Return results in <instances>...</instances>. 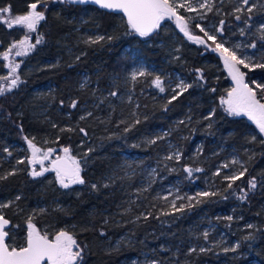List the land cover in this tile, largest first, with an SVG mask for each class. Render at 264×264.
Wrapping results in <instances>:
<instances>
[{"label": "trees", "instance_id": "trees-1", "mask_svg": "<svg viewBox=\"0 0 264 264\" xmlns=\"http://www.w3.org/2000/svg\"><path fill=\"white\" fill-rule=\"evenodd\" d=\"M218 1L212 0L205 17L213 23L222 21L225 36L247 43L248 49L258 53L254 67L241 70L255 87L256 98L264 103V67L260 66L264 65V27L259 30L264 6L257 3L250 10L237 11L233 0ZM32 3L45 15L32 41L43 39L19 59L21 67L12 75L19 78L17 86L0 95V153L7 154L9 160L26 155V151L14 150L25 146V137L38 140L42 146L72 151L84 140L78 156L85 183L59 187L46 175H31L24 157L14 167L11 161H0V199L12 201L2 213L11 221L8 244L23 245L26 223L32 222L48 231V237L59 230L72 235L82 250L76 264H120L146 253H153L158 262L154 264H264V137L244 116H231L222 110L220 97L228 81L220 69V57L206 47L201 51L171 22L165 28L160 26L151 43L144 45L122 15L92 5L66 0H0V8L10 6V15L15 16L26 14ZM91 29L104 39H87ZM171 34L175 51H170ZM24 35L22 27L10 28L0 20L1 84L12 73L3 53ZM127 46L140 48L148 60L170 74L178 73L191 87L182 94L139 96L135 108L132 103H119L113 93L124 87L118 82L129 59L124 52ZM67 47H72L74 54H67ZM28 65L31 70L25 71ZM82 74L88 77L84 85L79 84ZM153 78L152 74L144 77L150 84ZM142 83L138 77L134 88L138 90ZM259 84L262 87L258 89ZM47 85L45 95L37 94ZM107 90L111 96L105 97ZM81 104L87 109H81ZM172 120L183 126L174 135L181 147V165L189 166L191 174L184 169L171 173L145 191L136 189L135 179L132 183L125 178L107 185L102 182L123 152L154 151L157 143L145 148L131 145L137 135L156 127L166 129ZM197 146L200 153L193 160ZM231 149L244 162V175L234 182L214 173L215 164ZM183 173V186L190 190L198 187L205 175L213 177L215 186L208 193L214 195L190 197L175 207L153 199L156 186ZM253 178L255 189L249 184ZM201 216L210 217L236 245L200 248L196 243L200 238H194L191 226Z\"/></svg>", "mask_w": 264, "mask_h": 264}, {"label": "rangeland", "instance_id": "rangeland-1", "mask_svg": "<svg viewBox=\"0 0 264 264\" xmlns=\"http://www.w3.org/2000/svg\"><path fill=\"white\" fill-rule=\"evenodd\" d=\"M54 1V0H52ZM58 1V0H57ZM222 0H219L217 3H220ZM178 2H184L186 4H190L193 8L196 9V11H187L184 8H179L178 12L180 15H183L187 21L188 28L190 32L194 35L200 36L203 39H207L204 35V32L200 31V28L196 27V25H200V27L204 28V30L209 34L216 37L215 41L207 40L206 44L210 46L211 48H215L217 43H222L225 48H228L230 50H233L236 52L237 56L241 59L244 57H250V60H246V63H249V67H254V59L255 56L258 55L257 52H255L252 48L248 49V44L245 43V45L241 42H239L237 39H230L229 37L225 36L222 32L221 23H213L209 19L205 17L206 12H208V8H201L200 4L205 3L209 7L212 5V0H178ZM234 2V9H251L255 4H260L264 6V0H248V3L245 4L244 0H233ZM37 11L39 9L37 8ZM5 19L9 18V14H3ZM3 21V20H2ZM171 22L175 24L174 19H165L161 22V25L163 27H167V23ZM6 26H8L5 23ZM21 27V26H17ZM264 27V22L260 23L259 30ZM25 31V35L22 36L19 40H17L14 43H18L19 41L23 40L25 36H28L30 39V43L35 44L34 41H32V34L34 32H29L27 28L22 27ZM91 34L88 36L87 39H96L101 37L102 35L97 32L95 29H91ZM156 33V32H155ZM151 34L147 37H142L143 44L149 45L151 43V37L154 36V34ZM221 34V37L219 35ZM188 39V38H187ZM189 40V39H188ZM170 51H175L177 49V46L175 44V37L171 34L170 35ZM190 43L194 44L195 46H198L201 51H206L207 49L204 47V44H198L194 41L189 40ZM13 43V44H14ZM239 45V48L236 46ZM69 49V50H68ZM72 47H67L66 53L71 55L74 54L73 51H71ZM17 49L11 47V52L8 55V59L4 58V53L8 52V50L4 51L3 58L6 62V67L11 71L10 64L16 65L18 64L19 67L17 68V71L15 74L8 73L4 80V83L1 84L0 82V89H4V91H9L13 89L14 87L11 86V79L12 75H16L18 73L19 68L21 67V62H19V59L24 56H16ZM32 51V50H31ZM30 51V52H31ZM209 51V50H208ZM124 52H127L129 54V59L127 61V64L125 66V69L123 71V76L121 80H119L118 83L120 85L124 86L122 90L119 93H115V96L117 97V101L119 103H125L129 104L132 103L133 107H137L139 96H145L147 94L153 95V97L157 98L159 96H166L167 94H175L180 91V83L183 82L184 84H187V81L183 77H181L178 73L170 74L168 71L164 70L159 64H156L146 58L141 52L140 48L127 46L125 47ZM210 52V51H209ZM218 52V51H217ZM177 56V54L175 55ZM174 56V57H175ZM221 59V57H220ZM241 72L243 65H238ZM33 68V67H32ZM7 69H5L3 74L7 72ZM220 69H222L226 74V79L228 81V87L224 90V93H222V96L220 97V106L222 110L229 114L225 109L226 105H223L221 103L222 99H227V94L229 91H231L235 86V81L232 80V77L230 76L227 68L225 67L224 63L221 60V66ZM31 70V66H27L25 71ZM140 71H144L145 75L152 74L154 78L152 79L151 84L148 83L144 77L145 75L141 76L138 73ZM133 73H137L136 78L133 79L132 75ZM244 73V72H243ZM245 74V73H244ZM141 77V81H143L142 85L139 87L138 90L134 88V84L137 82V78ZM159 77V79L162 82V87L164 88V91L161 92L154 84L155 79ZM88 81V77L85 74H82L80 79V85L86 84ZM115 81V80H114ZM116 82V81H115ZM114 82V83H115ZM244 82L249 85L254 91L256 90L255 87L251 86V82H249L245 75H244ZM252 83H256V80H253ZM125 85H128L127 87ZM260 85V84H259ZM49 86H44L43 88L37 90V94L45 95L48 91ZM104 91V90H101ZM106 96H111L109 94L108 90L103 94ZM38 107V105L36 106ZM112 107V106H110ZM81 109H87L85 104H81ZM122 109V108H120ZM38 110V108H36ZM135 112L133 109L132 113ZM230 115V114H229ZM234 116V115H231ZM244 116L246 119L250 120L246 115H239ZM253 122L252 120H250ZM179 120H172V124L168 126L166 129L156 127L153 128L152 131H148L145 134L137 135L134 140H132L130 143L131 145H136L140 148H145L147 145H152L150 141H155L153 145L156 147L154 148V151L152 153H129L127 151L123 152L121 154L120 162L116 165H114L108 172L103 176L102 182L107 185L109 183H114L118 179L125 178L128 180L129 183H132L135 179V184H138L137 190L145 191L148 190L151 185L157 180L162 181L163 179L169 178L171 173L178 174L180 173V170L184 169L185 171L190 168L189 166H183L181 165V158H182V152L180 144L175 139V133L176 131L182 130L183 126L179 124ZM256 129L259 131L256 124L253 122ZM260 132V131H259ZM261 133V132H260ZM264 137V133H261ZM32 140V139H28ZM48 139L45 138L44 141H47ZM37 141V142H36ZM32 142L42 150L43 152H47L48 149H53L52 153H55V150H58L56 152L58 157H64L63 148L60 146H41L38 144V140H35ZM84 143V140H82ZM77 144L76 150L72 151L70 150V156L75 158L77 161H79V156L83 149V143ZM43 144H46L43 142ZM195 151L192 154L193 160H196L198 154L200 153L199 146L196 147ZM7 149V147H6ZM15 151H26V155H18L13 160H9V156L5 153H0V161L7 162L11 161V165L14 167L18 161H20L23 157L26 159L28 167H31V169H28L29 173H32L33 168L37 171L41 170V165L36 164L33 165L30 162L31 159V149L28 146L27 140H25V146H17ZM62 150V151H61ZM19 153V152H18ZM177 154L179 155V158L177 159ZM169 157H172L169 159ZM53 160L52 156L50 159L45 160L43 167H45V163L48 161L50 163ZM235 161V162H234ZM80 163V162H79ZM227 165V167H225ZM81 167V166H80ZM184 167V168H183ZM181 168V169H180ZM244 168V162L241 159L240 155H238L233 149L229 150L228 153L224 156V158L219 161L217 164H215L214 167V173H219L225 176H232L235 174H238V172L243 171ZM187 172V171H186ZM188 173V172H187ZM81 174V173H80ZM43 175L47 176V179L50 181H53L57 186L62 187L58 180L56 179V174L54 171H47ZM184 173L180 174L179 176H176L172 181H168L165 184H162L161 186H156L154 191L153 199H159L161 200V205H165L168 207H173V201L175 202V206L179 205L178 202H181L184 199H189L190 197H196L198 193L201 192H208L210 189L214 188L215 182L213 181V177H208V175H205L203 179L201 180L202 183L198 185V187H194L193 190H190L188 186H183V177ZM75 185V184H73ZM72 186V185H70ZM129 198L127 199V201ZM12 203L9 199H0V214L3 213V207L9 205ZM3 215V214H2ZM32 223V222H31ZM29 222L26 223V235L28 234L29 228H28ZM33 224V223H32ZM36 226V225H35ZM48 226L45 225L43 228H47ZM38 229V227L36 226ZM191 229L195 232L194 238L199 237L200 240H198L196 243L199 245L200 248H209L213 246L223 247V248H232L236 245L235 239L231 237V235L225 233L223 230H220L216 225L215 222L208 216H201L200 220L193 223L191 226ZM41 234H47L48 231H45L43 229H38ZM62 230H59L60 232ZM56 232L52 238L54 239L55 235L58 233ZM193 232V233H194ZM205 233H207V237H205ZM127 236H123L122 239L126 238ZM121 238V237H120ZM195 243V244H196ZM158 263L153 258L152 254H143L141 257H133L129 259L128 261H125L120 264H154ZM255 264V263H253Z\"/></svg>", "mask_w": 264, "mask_h": 264}, {"label": "snow or ice", "instance_id": "snow-or-ice-1", "mask_svg": "<svg viewBox=\"0 0 264 264\" xmlns=\"http://www.w3.org/2000/svg\"><path fill=\"white\" fill-rule=\"evenodd\" d=\"M70 2L84 3L86 0H70ZM92 3L99 5L101 8L109 10H119L122 11L127 17V23L130 28L138 33L142 37H147L160 28L161 22L165 19H174L181 32L191 41L198 44H206L207 40L215 41L216 37L209 35L204 28L200 25L196 27L200 28L201 32H204L206 40L200 36L194 35L190 32L188 28L187 21L183 15L178 12L179 8H184L187 11H196L190 4L184 2H178V0H91ZM247 4L248 0H244ZM38 4L32 3L29 6V11L26 14L11 16V7L0 8V20H3L8 27L21 26L27 28L29 32H35L37 26L41 21L45 20V15L41 11H37ZM201 8H211L205 4H200ZM250 10V9H249ZM240 11V9H237ZM3 14H9V18L5 19ZM239 19V17H237ZM43 37L36 40L35 44L30 43L28 36L18 43L12 45L16 48V56L27 55L31 50H33L36 44L42 42ZM100 40L104 37H99ZM97 42V41H93ZM239 48V45L236 46ZM255 47V45H251ZM213 51H218L223 58L224 65L227 68L232 80L235 81L236 86L228 92L227 99H222L221 103L226 105V111L230 115L239 116L246 115L250 120H252L258 127L261 133H264V103L256 98V92L249 87L247 83L244 82V73L240 71L238 65H243L245 68L249 67V63L246 60H250V57L239 58L235 51L225 48L222 43H217ZM11 52V48L8 52L4 53V58L8 59V55ZM13 74L16 73L18 64L9 65ZM264 67V65H260ZM139 75H145L144 71H140ZM137 73H133L132 78H136ZM203 79V75L200 77ZM18 76L11 80V86H17ZM155 86L161 91H164L162 87V82L157 77L154 81ZM180 94L186 91L191 85H186L183 82L180 83ZM259 89L262 86L256 85ZM214 91V89H213ZM4 93V89H0V95ZM115 93H113L114 95ZM176 97L174 96L173 99ZM171 102V101H169ZM75 107V103L71 105ZM138 122V121H137ZM83 131V129H81ZM28 146L31 149V163L33 165L40 164L41 170L37 171L35 167L32 170L31 175L42 176L47 171H54L56 174V179L63 188H68L73 184H84L85 181L81 177V167L79 161L70 156V149L68 147L63 148L64 157H57L56 160L52 161L51 169L44 168L43 164L45 160H48L53 152V149H48L47 152H43L38 148L32 140H28ZM155 143V141H150ZM172 157H169L171 159ZM177 159L179 155L177 154ZM235 162V161H234ZM227 167V165H225ZM189 174L193 171L191 168L186 170ZM196 171H201V169H196ZM246 171V170H245ZM219 174V173H217ZM244 175V171L239 174L232 176H226L225 179L235 181L240 179ZM252 189H255L257 184L255 178L249 181ZM95 188L96 186L93 185ZM231 187V184H229ZM199 196L214 195V193L201 192L198 193ZM244 198V197H242ZM173 207H175V202L173 201ZM231 219V217H229ZM9 223L2 215H0V264H44L45 261L48 264H76L77 259L81 256V249L77 241L70 235L67 231L58 232L54 239H49L48 235L41 234L34 224L29 222L28 224V234L26 246L20 247H10L6 243V237L8 232L5 231V226ZM249 227H252L249 225ZM207 237V233L204 234ZM76 249V250H74ZM203 251V249H201ZM227 251V249H226Z\"/></svg>", "mask_w": 264, "mask_h": 264}, {"label": "water", "instance_id": "water-1", "mask_svg": "<svg viewBox=\"0 0 264 264\" xmlns=\"http://www.w3.org/2000/svg\"><path fill=\"white\" fill-rule=\"evenodd\" d=\"M66 1L69 2V3H71V4H75V5H85V4H88V5L95 6V7L99 8V9H102V10H106V11L113 12V13H118V14L122 15V16L126 19V21H127V17H126V15H125L122 11H119V10H109V9L101 8L99 5H97V4H95V3H92L91 0H86V2H84V3L70 2V0H66ZM175 25H176L178 31H179L183 36H185L184 33L180 31V29H179V27H178L176 21H175ZM156 31H157V30H156ZM156 31H155V32H156ZM155 32H153V33H155ZM153 33H152V34H153ZM185 37H186V36H185ZM186 38H187V37H186ZM204 45L206 46V48H207L210 52H213V53H215L216 55H218L219 57H221V60H222V62L224 63L223 58H222V56L220 55L219 52H217V51H213V48H211V47L208 46L207 44H204ZM0 215H1V214H0ZM2 216H3V215H2ZM3 217H4L6 220L9 221V223L5 226V229H4L5 231L8 232V230H9V228H10V225H11V222H10V220H9L7 217H5V216H3ZM8 235H9V234H8ZM7 238H8V236L6 237V239H7ZM49 239H50V238H49ZM50 240H51V239H50ZM26 242H27V238H26L25 243H24L23 246H26ZM23 246H21V247H23ZM19 248H20V247H19ZM19 248H17V249H19ZM47 263H48L47 261L44 262V264H47Z\"/></svg>", "mask_w": 264, "mask_h": 264}, {"label": "flooded vegetation", "instance_id": "flooded-vegetation-1", "mask_svg": "<svg viewBox=\"0 0 264 264\" xmlns=\"http://www.w3.org/2000/svg\"><path fill=\"white\" fill-rule=\"evenodd\" d=\"M204 47H206L205 45H204ZM58 150H55L54 152L55 153H52L51 154V156H52V158H53V160H56L57 159V154H56V152H57ZM62 151V150H61ZM51 156H50V158H51ZM49 158V159H50ZM61 158H63V157H61ZM52 160V161H53ZM30 161H31V159H30ZM52 161L50 162V163H48V161L45 163V167L44 168H48V169H51V167H52ZM29 169H31V167H29ZM31 174V173H30ZM36 178H38V176H35ZM2 215V214H1ZM4 216V215H3ZM10 220V219H9ZM11 222V221H10ZM8 237L10 236V229L8 230ZM24 236H25V240H26V238H27V235H26V233H24ZM48 238H50V239H53L52 237H48ZM25 240H24V243H25ZM6 243H8V240L6 239ZM24 245V244H23ZM23 245H21V246H23ZM21 246H19V247H21ZM10 247H16V246H10ZM19 247H16V248H19ZM74 250H76V249H74ZM80 258V257H79ZM79 258L77 259V261H76V263L78 262V260H79ZM48 264V263H47Z\"/></svg>", "mask_w": 264, "mask_h": 264}]
</instances>
